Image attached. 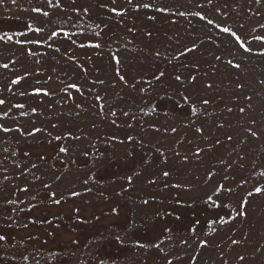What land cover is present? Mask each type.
<instances>
[{
	"label": "rangeland",
	"instance_id": "374dc122",
	"mask_svg": "<svg viewBox=\"0 0 264 264\" xmlns=\"http://www.w3.org/2000/svg\"><path fill=\"white\" fill-rule=\"evenodd\" d=\"M0 100V264H264V0H2Z\"/></svg>",
	"mask_w": 264,
	"mask_h": 264
},
{
	"label": "trees",
	"instance_id": "16d2710c",
	"mask_svg": "<svg viewBox=\"0 0 264 264\" xmlns=\"http://www.w3.org/2000/svg\"><path fill=\"white\" fill-rule=\"evenodd\" d=\"M190 49L192 48H189L187 50V55L190 54ZM255 92H252V95H254ZM239 115H241V112H239ZM234 125V124H233ZM44 138L40 139V140H37L36 143H40ZM63 142V139L60 138V137H51L49 138L48 140V144L45 145V146H53V154H52V157L55 158L56 155H58L59 153H61V149H64L63 148V145H61ZM28 149V148H27ZM37 153H40V156H43L42 154L43 153H46L47 151L45 149H40V148H37ZM22 156H27V155H30L32 153H27V150L25 152H22ZM56 153V154H55ZM87 153L88 155H90V153L88 152H85ZM34 155V154H33ZM77 155H75V158H76ZM74 158V159H75ZM42 164H45L47 169L49 171H54L53 170V164H52V161H48V158L42 163ZM58 168V167H57ZM54 173V172H53ZM37 176L40 178V180L43 178V176H45V174H43L41 171H40V168L38 169V172H37ZM154 178V182L158 181V179L156 177H153ZM166 183H163L161 181H158L157 183V190L158 189H161L163 186H165ZM25 188V187H24ZM176 205L178 206H185V209H191L189 208L188 206L186 205H182L181 203H175ZM209 210H203L202 214H198L196 215L195 213H193V211H191V215H188L189 219V230H193V229H197V230H202V229H208L209 228V220L212 221V219H209V213H208ZM176 213H173L174 215V218L176 216V218H180L182 216H179V215H175ZM98 216H100V214H98ZM165 218L167 219L168 216H165ZM217 219V218H216ZM187 221V219H185V222ZM25 223V222H24ZM16 223H13L12 225L14 226ZM146 225H150L149 222H147L143 227L140 228V230H150L151 227H146ZM109 226L108 225H104L103 226V231L104 230H109L108 228ZM130 228H133V226H130ZM161 228V227H160ZM162 230V228H161ZM166 232H168L166 229L164 230ZM169 234V233H168ZM146 244L143 243L141 246L143 247H146L145 246Z\"/></svg>",
	"mask_w": 264,
	"mask_h": 264
},
{
	"label": "snow or ice",
	"instance_id": "6c2138e0",
	"mask_svg": "<svg viewBox=\"0 0 264 264\" xmlns=\"http://www.w3.org/2000/svg\"><path fill=\"white\" fill-rule=\"evenodd\" d=\"M0 2H2V0H0ZM13 2H15V0H13ZM36 11H40V10L39 9H36ZM114 11H115V9H114ZM223 30L225 32H228L229 31V29H227V28H225ZM53 35H55V33H53ZM5 67H7V65H5ZM177 79H179V77H177ZM37 91H39V90H37ZM3 103H4V101L0 100V104H3ZM61 151H65V149H61ZM257 191H261V189H257ZM2 239H4V237L0 236V240H2Z\"/></svg>",
	"mask_w": 264,
	"mask_h": 264
}]
</instances>
